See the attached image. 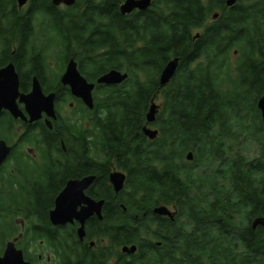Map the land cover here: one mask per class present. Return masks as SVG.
I'll list each match as a JSON object with an SVG mask.
<instances>
[{"label":"trees","instance_id":"1","mask_svg":"<svg viewBox=\"0 0 264 264\" xmlns=\"http://www.w3.org/2000/svg\"><path fill=\"white\" fill-rule=\"evenodd\" d=\"M124 1L57 7L30 0L20 9L17 0H0V66L17 59L22 90L37 76L45 92L56 93L59 112L72 98L48 64L55 55L64 68L74 58L93 81L112 69L129 74L121 85H98L92 111L78 100L74 120L59 118L56 132L46 133L55 151L64 153V141L69 169L23 171V182L14 183L22 200L28 187L36 200H49L68 178L90 171L107 186L115 163L129 174L121 200L133 212L118 218L115 239L139 248L118 264H264V228H253L264 216V0L233 7L153 0L130 15L120 12ZM175 58L178 70L162 88L160 75ZM159 99L150 124L159 135L150 140L143 128ZM90 153L101 155L98 164ZM162 205L175 210L174 220L154 213Z\"/></svg>","mask_w":264,"mask_h":264},{"label":"flooded vegetation","instance_id":"2","mask_svg":"<svg viewBox=\"0 0 264 264\" xmlns=\"http://www.w3.org/2000/svg\"><path fill=\"white\" fill-rule=\"evenodd\" d=\"M16 51L17 44L15 43L13 54ZM9 64H13L16 72H18L17 59L7 60L0 66V70ZM66 68L67 66L60 75V84L68 90L69 97L72 98L69 102L70 108L74 110L76 102L79 100L84 106L83 109H89L82 99L73 95L69 86L62 84L61 79ZM33 79L31 85L25 91L20 87L22 93L28 94L32 91ZM87 79L90 83L97 81ZM45 93L51 94L55 92L50 91ZM64 106L66 104L61 105L59 112L56 105L57 119H50L46 115H43L40 120L33 123L30 122V116L26 111L25 105L22 103H19V108L24 112L27 120H24L22 117L17 118V116L7 109H4L0 113V144L5 143L10 148V154L0 171V264L7 254H11L15 264H17V260L20 261L19 255L28 264H118L122 259H128L138 252L137 250L135 254L131 255L123 253L125 246H118L115 239L114 229L116 228L118 218L126 219L133 215L130 206L121 200L127 184L125 183L124 189L121 192H117L115 186L110 181V175L115 171L124 173L127 180L129 177V174L119 169L115 163L112 165V170L109 173L107 186L97 184V175L93 171H90L68 178L64 185L49 200H36L34 196L29 195V191L31 190L29 187L23 196V199L26 200H22L17 184L18 182H23V175L21 174L23 171H25V174L30 173L32 175L48 165L56 173L69 169L70 160L64 141H61L64 153H60L55 151L53 144H51L53 138L46 135V133L54 134L56 132V124L59 123V118H65L67 121L74 120V113L71 115L62 113ZM89 125L90 122H84L85 128H89ZM66 127L67 125L59 127L61 128L59 131L61 136L67 132ZM89 156H91L94 160L92 162L95 164H98L97 160H101L100 154L90 153ZM54 162L58 163V168L55 167ZM37 168L40 170L37 171ZM89 176H94L96 179L85 190V195L97 203L103 201V205L101 216L95 214L85 222V234L82 236L80 229L83 225L80 221L74 220V222L55 225L51 220V213L56 209L58 196L64 191L70 181L83 180ZM15 180H17V184H14L16 183ZM31 191L33 192V190ZM98 191H106L104 198L98 194ZM45 192H53V190L49 189ZM26 195L30 197L27 198ZM39 203L41 205L45 204V216L40 214V217L35 210L39 206ZM83 207H86V205L79 206V211ZM169 208L176 213L172 207ZM161 217L170 218L168 216ZM132 245L134 244L126 246Z\"/></svg>","mask_w":264,"mask_h":264},{"label":"water","instance_id":"3","mask_svg":"<svg viewBox=\"0 0 264 264\" xmlns=\"http://www.w3.org/2000/svg\"><path fill=\"white\" fill-rule=\"evenodd\" d=\"M77 0H52L53 4L57 7L65 6L71 7ZM30 0H17L18 7L20 9L28 5ZM238 3V0H227V6L233 7ZM153 0H125L120 7V12L123 15H130L135 11H147L152 7ZM219 14H215L214 19H217ZM199 34L196 35V38ZM180 59L175 58L168 62L160 75L161 87H166L175 76ZM129 78V74L126 72L112 69L107 73L100 76L95 83H90L88 79L81 73L78 62L71 58L61 82L64 86H69L73 95L83 100L85 105L93 110L95 106L94 91L98 85H121ZM20 76L13 64H9L7 67L0 70V113L7 109L13 115L22 117L27 120L24 112L19 108V103H22L26 107V111L30 116V122L40 120L43 115H46L50 119H57L56 112V94H46L43 90L42 84L38 77L33 79L32 91L28 94L22 93L20 90ZM258 109L260 110L262 120L264 121V95L258 101ZM159 112V105L155 100L152 101L151 107L147 113V125L143 128V132L150 140H155L159 135V130L150 127L156 121L157 114ZM10 154V148L5 143L0 144V171L3 163ZM194 155L190 152L187 155V160L192 161ZM96 177L89 176L83 180L70 181L64 191L58 196L56 200V209L51 213V220L55 225H62L69 222L78 220L83 225L80 229V233L83 236L85 222L95 214L101 216V208L103 201L97 203L86 197L85 190L94 182ZM127 177L124 173L115 171L110 175V181L115 186L117 192H121L124 189ZM86 205L81 211L79 206ZM154 213L160 216H168L172 220L175 219V213L171 209L162 205L154 209ZM262 226L264 228V216L257 218L253 222V228ZM138 248L136 245L125 246L123 253L135 254ZM17 264L25 263L23 257L19 255ZM1 264H15L11 254H7L2 259Z\"/></svg>","mask_w":264,"mask_h":264},{"label":"rangeland","instance_id":"4","mask_svg":"<svg viewBox=\"0 0 264 264\" xmlns=\"http://www.w3.org/2000/svg\"><path fill=\"white\" fill-rule=\"evenodd\" d=\"M26 7H27V6H26ZM26 7H24V8H26ZM56 52H57V51H56ZM57 53H58V52H57ZM53 54H55V51L53 52ZM54 58H55V59H54ZM54 58L50 59L49 62H48V64H49V66H50L52 69L55 68V73H56V74H60V75H61V74L64 72L65 68L63 67L61 60H59L58 55H55ZM157 103H158L159 105H161L162 100H161V99L157 100ZM75 111H76L75 109L72 110V109L70 108V104H69V103L67 104V106H64L63 109H62V113H64V114H69V115H71V114L74 113ZM250 154L254 155V154H255L254 150L251 151ZM188 162H189V161H188ZM26 197L29 198L30 196H29V195H26Z\"/></svg>","mask_w":264,"mask_h":264},{"label":"bare ground","instance_id":"5","mask_svg":"<svg viewBox=\"0 0 264 264\" xmlns=\"http://www.w3.org/2000/svg\"><path fill=\"white\" fill-rule=\"evenodd\" d=\"M26 7V6H25ZM23 9V8H22ZM140 12V11H139ZM169 85V84H168ZM167 87V86H166ZM57 96V95H56ZM86 107V106H85ZM91 111V110H90ZM157 119V118H156Z\"/></svg>","mask_w":264,"mask_h":264}]
</instances>
